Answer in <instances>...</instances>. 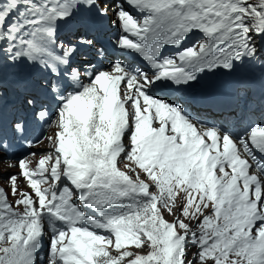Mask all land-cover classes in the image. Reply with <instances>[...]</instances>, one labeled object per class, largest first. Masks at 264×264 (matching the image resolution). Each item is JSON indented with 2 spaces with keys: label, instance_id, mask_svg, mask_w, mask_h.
Returning <instances> with one entry per match:
<instances>
[{
  "label": "snow or ice",
  "instance_id": "snow-or-ice-1",
  "mask_svg": "<svg viewBox=\"0 0 264 264\" xmlns=\"http://www.w3.org/2000/svg\"><path fill=\"white\" fill-rule=\"evenodd\" d=\"M29 113L0 264H264V0H0V151Z\"/></svg>",
  "mask_w": 264,
  "mask_h": 264
},
{
  "label": "rangeland",
  "instance_id": "rangeland-1",
  "mask_svg": "<svg viewBox=\"0 0 264 264\" xmlns=\"http://www.w3.org/2000/svg\"><path fill=\"white\" fill-rule=\"evenodd\" d=\"M46 147H48V141L47 142H44L41 146H40V148H46ZM40 148H38V149H40ZM50 150H44V154H46V153H48ZM165 218L167 219V220H169V221H171L172 220V217H170V216H165Z\"/></svg>",
  "mask_w": 264,
  "mask_h": 264
},
{
  "label": "bare ground",
  "instance_id": "bare-ground-1",
  "mask_svg": "<svg viewBox=\"0 0 264 264\" xmlns=\"http://www.w3.org/2000/svg\"><path fill=\"white\" fill-rule=\"evenodd\" d=\"M0 165H1V163H0Z\"/></svg>",
  "mask_w": 264,
  "mask_h": 264
}]
</instances>
